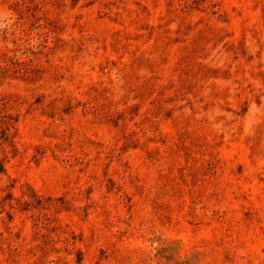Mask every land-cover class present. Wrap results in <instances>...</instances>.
<instances>
[{
  "label": "rangeland",
  "instance_id": "obj_1",
  "mask_svg": "<svg viewBox=\"0 0 264 264\" xmlns=\"http://www.w3.org/2000/svg\"><path fill=\"white\" fill-rule=\"evenodd\" d=\"M0 264H264V0H0Z\"/></svg>",
  "mask_w": 264,
  "mask_h": 264
}]
</instances>
